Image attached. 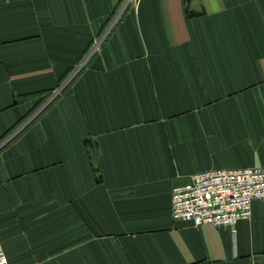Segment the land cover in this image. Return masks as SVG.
Instances as JSON below:
<instances>
[{
  "label": "crops",
  "instance_id": "crops-1",
  "mask_svg": "<svg viewBox=\"0 0 264 264\" xmlns=\"http://www.w3.org/2000/svg\"><path fill=\"white\" fill-rule=\"evenodd\" d=\"M123 1L0 0V139ZM253 167L264 0H134L0 148V244L9 264H264V199L233 230L171 218V190L190 176Z\"/></svg>",
  "mask_w": 264,
  "mask_h": 264
},
{
  "label": "built area",
  "instance_id": "built-area-1",
  "mask_svg": "<svg viewBox=\"0 0 264 264\" xmlns=\"http://www.w3.org/2000/svg\"><path fill=\"white\" fill-rule=\"evenodd\" d=\"M129 2L126 0L125 5ZM104 39L103 34L93 42L76 70L96 52ZM190 177L185 186L171 190V218L194 228L211 225L233 230L238 222L251 218L253 203L264 199V170L259 167L209 170ZM3 251L0 244V264H9Z\"/></svg>",
  "mask_w": 264,
  "mask_h": 264
},
{
  "label": "rangeland",
  "instance_id": "rangeland-1",
  "mask_svg": "<svg viewBox=\"0 0 264 264\" xmlns=\"http://www.w3.org/2000/svg\"><path fill=\"white\" fill-rule=\"evenodd\" d=\"M132 1H134V0H130L129 3H131ZM125 3H126V0L123 1V5L119 8V10H121V9L123 8V6H124V7L126 6ZM119 12H120V11H119ZM113 20H114V16H112L111 20H110L109 23L106 25V27L104 28V30L101 32L100 36H99L97 39H99L100 37H102L103 34H104V37H105V38L108 36V34H109V32H110V30H111V28H112V26H113V24H112ZM111 25H112V26H111ZM103 41H104V40H102V42H103ZM102 42H101V43H102ZM101 43H100V45H101ZM92 46H93V45H92ZM92 46H91V47H92ZM98 47H99V45H98ZM92 55H93V54H92ZM92 55H91V56H92ZM79 65H80V64H79ZM80 69H81V68H80ZM80 69H78V71H77V70H75V71H77V73H78ZM75 71H74V73H75ZM71 76H72V75H69V77H68V78H67V79L61 84V86L59 87L60 90H59L57 93H54V94L50 95V96L48 97L47 101H49L50 98H52V97L57 98V97L62 93V91L64 90V87H66V86L72 81V79H74V77L76 76V73H75V75H74V77H73L72 79H70ZM55 98H54V99H55ZM47 101L41 105V107H40V108L34 113V115H35V114H36V113L42 108L43 105H45V104L47 103ZM32 117H33V116H31L28 120H30ZM34 119H35V118H34ZM34 119H33V120H34ZM28 120H27V121H28ZM33 120H32V121H33ZM27 121H26V122H27ZM32 121H31V122H32ZM26 122H25V123H26ZM31 122H30V123H31ZM25 123H24V124H25ZM30 123H29V124H30ZM24 124H23V125H24ZM29 124H28V125H29ZM28 125H27V126H28ZM27 126H26V127H27ZM20 129H21V128H20ZM0 146H1V145H0ZM0 148H1V147H0Z\"/></svg>",
  "mask_w": 264,
  "mask_h": 264
},
{
  "label": "trees",
  "instance_id": "trees-1",
  "mask_svg": "<svg viewBox=\"0 0 264 264\" xmlns=\"http://www.w3.org/2000/svg\"><path fill=\"white\" fill-rule=\"evenodd\" d=\"M70 73H71V71L68 73V74H66V76H64V78H62L61 80H60V84H59V86H58V88L61 86V84L68 78V76L70 75ZM71 83V82H70ZM69 83V84H70ZM68 84V85H69ZM68 85L66 86V87H64V90L68 87ZM63 90V91H64ZM62 91V92H63ZM50 95H52V91H48L47 92V94H45V95H43V97H42V99L40 100V102L38 103L40 106L43 104V103H45L46 101H47V99H48V97L50 96ZM56 99V98H55ZM54 99V100H55ZM39 106V107H40ZM48 107H49V105H48ZM32 115V114H31ZM31 115H29L25 120H20V122L16 125V126H14L13 128H11L9 131H7V133L4 135V137L3 138H1L0 139V144H2V142L4 141V140H6L9 136H11V134H13L14 133V131L15 130H17L19 127H21V125L25 122V121H27V119H29V117L31 116ZM29 126V125H28ZM27 126V127H28ZM26 128V127H25ZM24 128V129H25ZM23 130V129H22Z\"/></svg>",
  "mask_w": 264,
  "mask_h": 264
},
{
  "label": "water",
  "instance_id": "water-1",
  "mask_svg": "<svg viewBox=\"0 0 264 264\" xmlns=\"http://www.w3.org/2000/svg\"><path fill=\"white\" fill-rule=\"evenodd\" d=\"M187 2H189V0H186ZM188 16H191V15H194V14H192L191 12H189L188 14H187ZM80 69V68H79ZM78 71V70H77ZM77 71H75V73H77ZM75 73H72V76H71V78L70 79H72L73 77H74V75H75ZM54 98L55 97H52V98H50V100L49 101H47V103L45 104V105H43L42 106V108L30 119V120H28L22 127H21V129H19L17 132H16V134L18 133V132H20V131H22V129H24L34 118H36L37 117V115H39L50 103H51V101H53L54 100ZM15 134V135H16ZM15 135H13V136H15ZM13 136H11V137H9L8 139H6L2 144H0L1 146L0 147H2V146H4L5 144H8V142L13 138Z\"/></svg>",
  "mask_w": 264,
  "mask_h": 264
}]
</instances>
